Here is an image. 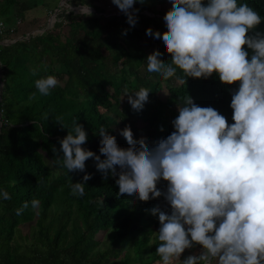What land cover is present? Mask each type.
<instances>
[{
    "label": "trees",
    "instance_id": "obj_1",
    "mask_svg": "<svg viewBox=\"0 0 264 264\" xmlns=\"http://www.w3.org/2000/svg\"><path fill=\"white\" fill-rule=\"evenodd\" d=\"M95 1L66 0L72 12L58 5L50 26L24 34L20 24L14 25L17 18L23 22L20 2L0 0V20L13 28L2 37L7 43L0 37V191L10 196L0 197V264H131V259L134 264H163L156 253L158 216L149 211L156 206L170 211L163 196L147 202L118 196L117 176L103 179L92 158L85 161L91 179L84 195L72 194L70 182H80L84 172H67L57 157H63L60 140L74 119L88 137L82 147L101 159V127L120 147L128 146L120 134L126 125L134 138L143 136L151 146L174 130L167 120L178 115L176 103L182 104L187 93L197 105L216 109L229 125L234 122L231 90L238 81L225 85L214 73L207 79L189 77L183 84L177 78L184 77L181 69L168 80L147 71L146 57L153 50L161 52L163 61L171 59L163 42L146 34L148 28L165 30L163 16L171 8L166 0L136 3L134 26L121 11L105 16ZM85 2L91 16L78 12ZM237 3L249 4L264 17V0ZM257 30L264 31V21ZM48 75L58 84L45 96L35 81ZM142 87L150 90L148 100L135 111L125 93ZM141 123L148 124L142 133ZM167 183L161 180L157 187L166 191ZM200 248L186 250L190 255Z\"/></svg>",
    "mask_w": 264,
    "mask_h": 264
},
{
    "label": "clouds",
    "instance_id": "obj_2",
    "mask_svg": "<svg viewBox=\"0 0 264 264\" xmlns=\"http://www.w3.org/2000/svg\"><path fill=\"white\" fill-rule=\"evenodd\" d=\"M112 3L134 26L138 12L134 5L144 0ZM170 3L163 16L165 30L148 28L146 34L162 40L171 59L163 61L158 58L161 52L153 50L146 57L147 71L168 80L181 69L184 77L177 78L183 84L189 77L207 79L214 73L225 85L238 81L231 90L234 122L229 125L216 109L197 105L187 93L182 104L176 103L174 130L151 146L143 136L134 138L126 125L120 134L128 146L120 147L115 136L101 127V159L82 147L88 137L74 119L60 140L63 157L57 158L67 172H84L80 182H70L74 196L82 197L85 182L91 179L85 172L89 158L103 179L117 176L118 196L143 202L163 196L170 211L158 206L149 210L158 216L156 253L163 264L180 259L196 245L200 251L188 255L183 264H211L214 259L218 264H264V31L257 30L264 17L237 0ZM72 10L68 3L66 13ZM78 12L92 15L86 2ZM57 84L51 75L35 81L37 91L45 96ZM149 92L142 87L125 95L131 108L140 111ZM161 180L168 182L166 191L157 187ZM0 197L10 199L6 191H0Z\"/></svg>",
    "mask_w": 264,
    "mask_h": 264
},
{
    "label": "rangeland",
    "instance_id": "obj_3",
    "mask_svg": "<svg viewBox=\"0 0 264 264\" xmlns=\"http://www.w3.org/2000/svg\"><path fill=\"white\" fill-rule=\"evenodd\" d=\"M65 1L66 0H28L27 1L28 3L36 2V4L34 5V3H33L32 5H29V7H28L27 10H23L22 11V19H23V22L20 23V26H19L20 31H22L24 34H27V33H30V32L33 33L37 29H39V31H41L43 29H46L53 22L55 13L58 10L57 9L58 5H61L62 7H66L67 6V4L65 3ZM94 3L95 4H98L101 8L104 9L103 11L105 13H103V14L105 16L108 13H111V12H120V10L117 8V6L112 3V0H96ZM164 5L167 6V7H171L170 0H166V2H165ZM158 6H159V8H162V6L160 4H158L157 7ZM149 39L150 40H154L155 38L150 37ZM4 43H7V42H4ZM125 102H126V100H123L122 101L123 107H124L125 110H128L129 107L127 106V104ZM169 120H167V121L168 122H171ZM0 122H1V120H0ZM138 125H140V124H138ZM147 125H148L147 123H144V124L141 123L140 126H142V127H140L141 128L140 133H142L144 131V127L147 126ZM170 133L171 132H169L168 134H166L165 137L167 135H169ZM187 255H188V251L185 250L181 254V257L186 258ZM159 261L160 260H158V262ZM178 261H179L178 259H175L174 258L170 262L177 264ZM130 263L131 264H134V260L131 259L130 260Z\"/></svg>",
    "mask_w": 264,
    "mask_h": 264
},
{
    "label": "built area",
    "instance_id": "obj_4",
    "mask_svg": "<svg viewBox=\"0 0 264 264\" xmlns=\"http://www.w3.org/2000/svg\"><path fill=\"white\" fill-rule=\"evenodd\" d=\"M20 24V19L17 18L15 20V26L19 25ZM13 31V28H6V26L4 25V23L0 20V37H1V40L2 42H7L6 39H3L2 37L4 36V34H6L5 32H12Z\"/></svg>",
    "mask_w": 264,
    "mask_h": 264
},
{
    "label": "crops",
    "instance_id": "obj_5",
    "mask_svg": "<svg viewBox=\"0 0 264 264\" xmlns=\"http://www.w3.org/2000/svg\"><path fill=\"white\" fill-rule=\"evenodd\" d=\"M17 1L20 2L17 5H19L22 10H27L29 5H32L33 3H34V5L36 4V2L28 3L27 2L28 0H22V1L21 0H17ZM22 6H24V7L22 8Z\"/></svg>",
    "mask_w": 264,
    "mask_h": 264
},
{
    "label": "water",
    "instance_id": "obj_6",
    "mask_svg": "<svg viewBox=\"0 0 264 264\" xmlns=\"http://www.w3.org/2000/svg\"><path fill=\"white\" fill-rule=\"evenodd\" d=\"M1 85H2V79H1V69H0V93H1ZM1 124V122H0Z\"/></svg>",
    "mask_w": 264,
    "mask_h": 264
}]
</instances>
